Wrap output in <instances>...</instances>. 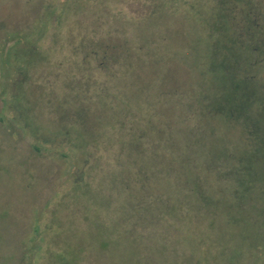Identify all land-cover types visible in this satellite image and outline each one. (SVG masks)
<instances>
[{
	"label": "rangeland",
	"instance_id": "obj_1",
	"mask_svg": "<svg viewBox=\"0 0 264 264\" xmlns=\"http://www.w3.org/2000/svg\"><path fill=\"white\" fill-rule=\"evenodd\" d=\"M0 264H264V0H0Z\"/></svg>",
	"mask_w": 264,
	"mask_h": 264
},
{
	"label": "trees",
	"instance_id": "obj_2",
	"mask_svg": "<svg viewBox=\"0 0 264 264\" xmlns=\"http://www.w3.org/2000/svg\"><path fill=\"white\" fill-rule=\"evenodd\" d=\"M249 29H251V28H249ZM230 75V74H229ZM231 77L233 78V75H231ZM231 78V81H232V86L233 87H231V90H232V94L230 95V96H228V97H231V98H233V101H236L235 103H236V106L238 105V102H239V97H238V93H239V91H238V89H237V84H236V81L235 80H233ZM236 86V87H235ZM239 87V86H238ZM234 94V95H233ZM227 99H229V98H227ZM249 187V188H248ZM248 187H246L245 189H247L248 188V192H250V189L252 190L253 189V183L250 185V186H248ZM247 192V193H248ZM246 195V194H245ZM248 196H244V194H242V195H240L239 194V192H237L236 193V198H235V201L233 202H229V208L230 209H234V207H239V209L240 208H242V207H244L245 206V203H246V201H248V200H246L245 201V198L246 199H250L252 196H250V197H248ZM209 204H210V202H209Z\"/></svg>",
	"mask_w": 264,
	"mask_h": 264
}]
</instances>
